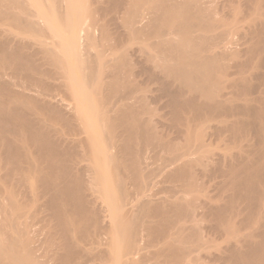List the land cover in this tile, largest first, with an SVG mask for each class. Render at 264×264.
<instances>
[{"label": "bare ground", "instance_id": "bare-ground-1", "mask_svg": "<svg viewBox=\"0 0 264 264\" xmlns=\"http://www.w3.org/2000/svg\"><path fill=\"white\" fill-rule=\"evenodd\" d=\"M31 1L0 0V264H264V0Z\"/></svg>", "mask_w": 264, "mask_h": 264}, {"label": "rangeland", "instance_id": "rangeland-1", "mask_svg": "<svg viewBox=\"0 0 264 264\" xmlns=\"http://www.w3.org/2000/svg\"><path fill=\"white\" fill-rule=\"evenodd\" d=\"M28 2L30 1V2H32L31 0H27ZM34 2H36L37 0H33ZM29 2V3H30ZM33 2V3H34ZM26 3V2H25ZM31 5H32V3H31ZM39 5V4H38ZM40 6V5H39ZM38 6V8H40V9H42L41 8V6L39 7ZM35 8V7H34ZM35 10H36V8H35ZM89 15L88 14H86V13H83L82 14V20H84L85 21V23H88L89 24V22H90V18L88 17ZM44 19H46V18H44ZM49 20V22L51 23L52 21V23L53 24H56L57 23V21L55 20V19H53L52 20V18L50 19V18H48ZM52 20V21H51ZM56 21V23H54ZM0 24H2L1 22H0ZM2 28V25H0V29ZM22 37H24V38H27V39H30L31 38V40L33 41V39L35 38V36H31L30 37V35H28L27 36V34H22L21 35ZM35 40H36V38H35ZM34 40V41H35ZM41 40V39H40ZM31 93H33V91L31 92ZM33 94H35V93H33ZM60 96V95H59ZM59 99V100H58ZM61 100V104H63L65 107H70V108H72L71 106H74V101L68 96V95H61L60 97H56V98H54V99H52V101L54 102H59ZM62 105V106H63ZM68 105V106H67ZM63 106V107H64ZM160 112H158L159 114L160 113H163L164 111H162V110H159ZM52 127L53 128H58V124L57 123H52ZM158 163V162H157ZM156 163V164H157ZM154 177V176H153ZM152 177V178H153ZM145 178V179H144ZM144 178H142V181H146V182H148V179L146 178V177H144ZM151 178V179H152ZM156 179H154V180H157V181H153V179H152V183H154V184H152L151 182H150V184H149V186H148V188L146 189V192H145V194H146V196H148L149 194V196L148 197H150V196H152V197H150L151 199H155L156 198V196H157V198L156 199H160V198H158V197H164V199H170V197L171 196H173L174 194H172L173 192L171 191V190H174V189H172L174 186H177V185H174V184H172V185H170L171 183L170 182H168L167 180V182L165 181V182H163V179L162 178H160V180L159 179H157V178H159V177H155ZM150 180V179H149ZM162 180V181H161ZM151 181V180H150ZM162 182V183H161ZM35 186H36V183L34 182L33 183ZM162 186V187H161ZM173 186V187H172ZM172 187V188H171ZM166 188H167V190H166ZM175 188V187H174ZM160 189V190H159ZM171 189V190H170ZM178 189V188H177ZM175 190H176V188H175ZM175 190H174V192H175ZM172 193H171V192ZM171 193V194H170ZM168 194V195H167ZM155 195V196H154ZM178 195H180V194H176L174 197H176V196H178ZM155 197V198H154ZM173 198H171L170 200H172ZM76 220V219H75Z\"/></svg>", "mask_w": 264, "mask_h": 264}]
</instances>
